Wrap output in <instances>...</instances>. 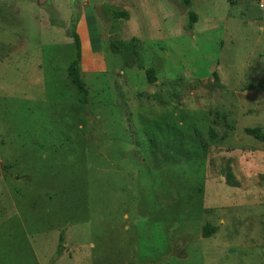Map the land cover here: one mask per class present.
Returning a JSON list of instances; mask_svg holds the SVG:
<instances>
[{"label": "rangeland", "instance_id": "1", "mask_svg": "<svg viewBox=\"0 0 264 264\" xmlns=\"http://www.w3.org/2000/svg\"><path fill=\"white\" fill-rule=\"evenodd\" d=\"M191 1L0 0V264H264V0Z\"/></svg>", "mask_w": 264, "mask_h": 264}, {"label": "trees", "instance_id": "2", "mask_svg": "<svg viewBox=\"0 0 264 264\" xmlns=\"http://www.w3.org/2000/svg\"><path fill=\"white\" fill-rule=\"evenodd\" d=\"M184 7L188 10V16H189V23H188V30L192 31L194 30L195 24L198 21V14L191 8L192 7V1L191 0H183ZM108 11L110 12V15L113 17L115 21H118L119 19H130V13L126 9L118 10L111 6H107ZM54 12V10H52ZM55 13V12H54ZM81 13L79 11V8L75 10V12L72 14L70 27L67 29V36L73 38L75 48H76V55L75 59L71 62V64L68 67V76L72 83V85L78 90V92L81 94V100L84 103L88 102V90L86 88L85 82L82 79V67L83 62L85 60V47H87V39H86V26L82 24L83 18L81 17ZM52 16L50 17L53 24L61 25L64 27L63 23L60 21H57L53 19ZM82 25V26H81ZM81 26V28H80ZM139 39L137 37H132L131 40L128 42V45L132 46L134 48L135 54L137 56L138 66L139 68L143 69V56L140 51V47L137 44ZM110 48L112 52H116L118 50V45L116 42L111 41ZM147 81L151 84L157 82V75H156V69L153 67H150L145 70ZM249 90H257V91H264V81H258L256 83H251L247 87ZM246 132L253 136L256 139H260L264 141V129L261 127H249L246 128ZM1 166V163H0ZM216 232V228H209V225L205 227L204 230V237H210L213 233ZM64 240L63 232L60 235L59 240V246L57 249V253L55 255V260L58 259V257L61 256V248H62V242Z\"/></svg>", "mask_w": 264, "mask_h": 264}, {"label": "crops", "instance_id": "3", "mask_svg": "<svg viewBox=\"0 0 264 264\" xmlns=\"http://www.w3.org/2000/svg\"><path fill=\"white\" fill-rule=\"evenodd\" d=\"M54 7L59 11V6L56 5V3L53 1ZM84 20L87 19V16L83 15ZM83 21V20H82ZM88 44V43H87Z\"/></svg>", "mask_w": 264, "mask_h": 264}, {"label": "built area", "instance_id": "4", "mask_svg": "<svg viewBox=\"0 0 264 264\" xmlns=\"http://www.w3.org/2000/svg\"><path fill=\"white\" fill-rule=\"evenodd\" d=\"M261 6L264 7V2H262Z\"/></svg>", "mask_w": 264, "mask_h": 264}]
</instances>
